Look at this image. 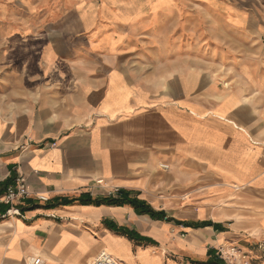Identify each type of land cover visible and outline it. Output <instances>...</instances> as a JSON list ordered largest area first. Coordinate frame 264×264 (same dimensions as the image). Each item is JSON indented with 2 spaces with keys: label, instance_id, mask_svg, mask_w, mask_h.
Wrapping results in <instances>:
<instances>
[{
  "label": "crops",
  "instance_id": "obj_1",
  "mask_svg": "<svg viewBox=\"0 0 264 264\" xmlns=\"http://www.w3.org/2000/svg\"><path fill=\"white\" fill-rule=\"evenodd\" d=\"M44 1L0 0V264H264V0Z\"/></svg>",
  "mask_w": 264,
  "mask_h": 264
},
{
  "label": "built area",
  "instance_id": "obj_2",
  "mask_svg": "<svg viewBox=\"0 0 264 264\" xmlns=\"http://www.w3.org/2000/svg\"><path fill=\"white\" fill-rule=\"evenodd\" d=\"M29 194L25 179L20 177L15 185H11L7 189L4 202L11 204L18 196L26 197ZM29 264H44V259L40 256H35L30 259ZM92 264H118L117 259L107 251H102Z\"/></svg>",
  "mask_w": 264,
  "mask_h": 264
},
{
  "label": "rangeland",
  "instance_id": "obj_3",
  "mask_svg": "<svg viewBox=\"0 0 264 264\" xmlns=\"http://www.w3.org/2000/svg\"><path fill=\"white\" fill-rule=\"evenodd\" d=\"M88 1H90V0H88ZM102 1L103 0H92L93 4H89V7L90 8L95 7L96 9H98V8L101 7V2ZM51 5H52V3L50 2V0H45L44 4H40L39 11H47V10H49ZM74 5H76V2H72L71 0H63V1H61L60 2V6H61L60 7V11H57V14L61 15L63 13L62 9L63 10H67V9H69L71 7H74ZM5 7H6L5 3L1 2L0 3V11H5ZM197 9L198 8H196L192 4H190L189 7H188L187 12H188V21H189L190 30H192V29L197 30L196 28H200L201 24H203L201 22L202 20L199 19L200 23L198 25V19H196V12L198 11ZM170 12H172V14L171 13H169V14H171V15L176 17L175 13H178L179 9L177 10V8H174ZM47 22H49V21H47ZM158 24H159V26H161V23H160L159 20H158ZM162 27H164V26H162ZM263 255H264V250H263ZM263 261H264V258H263Z\"/></svg>",
  "mask_w": 264,
  "mask_h": 264
},
{
  "label": "trees",
  "instance_id": "obj_4",
  "mask_svg": "<svg viewBox=\"0 0 264 264\" xmlns=\"http://www.w3.org/2000/svg\"><path fill=\"white\" fill-rule=\"evenodd\" d=\"M105 202L107 204H111V205H122V204H132L133 206H135L136 208H138L140 211H150V209L148 208H143L142 207V202L139 201L136 198H132L130 197L127 192H125L124 190H119L118 194L115 196H111L105 199Z\"/></svg>",
  "mask_w": 264,
  "mask_h": 264
},
{
  "label": "bare ground",
  "instance_id": "obj_5",
  "mask_svg": "<svg viewBox=\"0 0 264 264\" xmlns=\"http://www.w3.org/2000/svg\"><path fill=\"white\" fill-rule=\"evenodd\" d=\"M165 167V166H164ZM167 167V166H166ZM98 256V255H97ZM31 259V258H30ZM28 260V259H27ZM94 262V261H93Z\"/></svg>",
  "mask_w": 264,
  "mask_h": 264
}]
</instances>
